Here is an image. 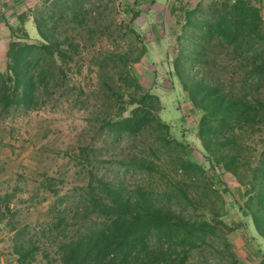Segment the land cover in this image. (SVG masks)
I'll return each instance as SVG.
<instances>
[{"label": "trees", "instance_id": "trees-1", "mask_svg": "<svg viewBox=\"0 0 264 264\" xmlns=\"http://www.w3.org/2000/svg\"><path fill=\"white\" fill-rule=\"evenodd\" d=\"M130 10L132 20L139 17L135 6ZM87 14L82 0H67L59 6L58 14L34 17L39 44L30 41L17 19L24 38H15L11 28L3 54L4 73L0 72V112L34 111L67 97L74 104L84 102V89L67 72L80 74L85 61L81 50L87 48V40L80 42L57 33L55 22L70 16V21L64 20L73 26L70 30L89 33ZM113 27L112 31L111 24L102 27L107 48L88 59L95 76L91 92L110 112L107 117L95 118V123L106 137L113 135L114 142L125 136L153 134L151 151L154 144L157 148L176 147L169 140L170 125L159 117L163 110L159 98L143 89L130 71V66L142 59L145 46L132 28ZM130 33L139 45L131 38L121 44L122 37ZM177 41L173 74L190 111L198 114L196 137L205 158L217 166L213 167L215 173L220 168L221 173L240 179L241 165H250L247 141L264 128V22L260 9L251 0H212L204 8L197 6L184 13ZM178 146L181 152L175 171L189 182L204 180L203 168L187 161L186 148ZM129 165L152 170L143 158L133 157ZM247 170L250 179L240 210L264 243V150L256 166ZM176 188L174 195L155 194L90 173L74 208L58 209L63 203L59 198L58 205L52 207L50 223L35 232L28 225L12 222L10 198L0 195V223L10 219L12 261L8 264H33L38 253L42 264H210L197 256L203 249L223 255L229 247L224 235L228 227L216 219L190 220L176 212L173 198L195 205L183 186L177 184ZM69 225L72 231L67 235ZM48 242L51 249L46 247Z\"/></svg>", "mask_w": 264, "mask_h": 264}, {"label": "rangeland", "instance_id": "rangeland-1", "mask_svg": "<svg viewBox=\"0 0 264 264\" xmlns=\"http://www.w3.org/2000/svg\"><path fill=\"white\" fill-rule=\"evenodd\" d=\"M66 1L0 0L2 73L4 43L8 42L11 27L15 38H24V26H30V22L34 25V17L46 18L53 12L58 14L59 6ZM211 1L82 0L84 11L88 13L86 31L89 33L70 30L73 26L64 21H70V16L54 17V21L58 19L55 22L57 33L80 42L87 40V48L81 50L85 61L81 62L80 74L67 72L68 77L84 89L86 98L82 104H74L67 97L34 111L9 109L8 112H0V195L7 194L10 198L13 223L28 225L33 232L48 225L54 216L52 207L58 205L59 198H63V203L58 209L74 208L77 195L86 187L90 173L114 184L121 183L130 188L138 186L155 194L169 192L174 195L178 184L184 187L195 205L188 206L173 198L171 204L176 212L190 220L216 219L228 227L224 235L229 247L224 254H213L209 249H203L197 259L206 258L210 264H258L264 260V243L254 231L250 219L244 217L240 210L250 179L247 169L256 166L264 150V128L247 141L246 157L250 165H241L244 171L240 179L221 173L220 168L215 173L213 167L217 166L206 160L196 137L198 114L190 111L173 74L172 63L179 50L177 38L184 25V13L197 6L204 8ZM251 1L260 9L264 22V0ZM134 6L140 15L132 20L130 9ZM17 19L23 23L22 32L17 27ZM110 24L111 31L114 25L132 28L145 46L142 59L132 64L130 71L143 89L159 98L163 107L159 117L170 125L169 140L176 147L157 148L154 144L155 150L151 151L153 134L145 138L125 136L114 142L115 137H106L105 132L99 129L100 124L95 123V118L107 117L110 112L105 111L101 99L91 92L95 76L88 59L107 48L106 31L102 27ZM66 29L69 30L64 34ZM134 36L130 33L122 37L121 44L131 38L134 44L139 45ZM29 39L34 44L41 43L38 36ZM179 144L186 148L184 158L203 168L204 180L199 178L189 182L180 171H175V160L181 152ZM133 157L145 159L152 165V170L147 172L129 165ZM9 221L7 218L0 223V264L12 261ZM70 225L67 235L72 231ZM48 246L49 242L46 243ZM39 262L40 253L33 264Z\"/></svg>", "mask_w": 264, "mask_h": 264}, {"label": "crops", "instance_id": "crops-1", "mask_svg": "<svg viewBox=\"0 0 264 264\" xmlns=\"http://www.w3.org/2000/svg\"><path fill=\"white\" fill-rule=\"evenodd\" d=\"M16 23H17V25H18V22H17V20H16ZM30 26H27V27H25L24 26V28H25V30H26V33H27V35H28V37L29 38H31V39H34V38H36L38 35H37V32H36V34L34 33L35 31H36V29H35V27H34V25L30 22V24H29ZM12 28V27H11ZM4 45L6 46V43H4ZM5 50H6V48L4 47V49H3V53L5 52ZM1 53H2V51H0V58H1ZM2 70L3 69H0V72H2ZM189 104V103H188Z\"/></svg>", "mask_w": 264, "mask_h": 264}]
</instances>
